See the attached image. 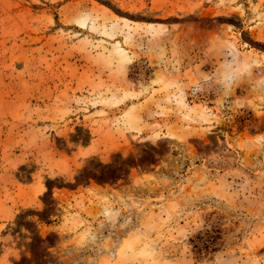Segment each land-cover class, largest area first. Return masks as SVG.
I'll list each match as a JSON object with an SVG mask.
<instances>
[{
	"label": "rangeland",
	"instance_id": "1",
	"mask_svg": "<svg viewBox=\"0 0 264 264\" xmlns=\"http://www.w3.org/2000/svg\"><path fill=\"white\" fill-rule=\"evenodd\" d=\"M0 264H264V0H0Z\"/></svg>",
	"mask_w": 264,
	"mask_h": 264
},
{
	"label": "trees",
	"instance_id": "2",
	"mask_svg": "<svg viewBox=\"0 0 264 264\" xmlns=\"http://www.w3.org/2000/svg\"><path fill=\"white\" fill-rule=\"evenodd\" d=\"M205 236H207L209 239H207L205 242H203V247H205L206 249H208L209 247H210V241H215V235H211V234H209V235H207L208 233L207 232H205ZM199 240H201V239H199ZM203 249V248H202ZM205 249V250H206Z\"/></svg>",
	"mask_w": 264,
	"mask_h": 264
},
{
	"label": "clouds",
	"instance_id": "3",
	"mask_svg": "<svg viewBox=\"0 0 264 264\" xmlns=\"http://www.w3.org/2000/svg\"><path fill=\"white\" fill-rule=\"evenodd\" d=\"M257 66H258V64L255 63V62H253V64L251 65V67H253V68H255V67H257Z\"/></svg>",
	"mask_w": 264,
	"mask_h": 264
}]
</instances>
